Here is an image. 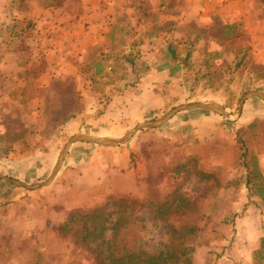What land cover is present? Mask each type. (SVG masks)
<instances>
[{
    "label": "rangeland",
    "instance_id": "1",
    "mask_svg": "<svg viewBox=\"0 0 264 264\" xmlns=\"http://www.w3.org/2000/svg\"><path fill=\"white\" fill-rule=\"evenodd\" d=\"M57 2L0 0V174L25 185L45 181L55 166L62 147L74 136L66 132L64 125L55 126L52 109L47 107L53 103L57 88L49 85V73H43L51 71L57 62L46 56V47L51 46L48 38L53 37L57 28L53 26L46 29L45 23L41 21V16L44 15L41 8ZM189 2L203 5L200 12H186V15H182L180 11L168 8L172 3ZM160 5V32H163L162 35H171V44L176 49L175 59L167 64L175 71L181 68L186 71V78L190 81L187 89L190 91L177 92L172 104L153 111L151 116L141 122L127 123L128 127L122 130L120 136L139 123L158 119L185 103L202 102L216 109L221 107L229 113L228 117L232 119L230 121H235L238 102L247 92H236L237 84L243 83L242 86L249 90L250 74L254 72L262 75L260 66L253 71L245 69L254 65L257 60H264V0H160ZM33 8L36 9L32 10ZM146 18L147 16L144 17ZM147 25L141 32L147 34L152 29V26ZM189 40H193L191 45H185L184 42ZM218 44H229L226 49L241 44V52H246L241 64L246 66L245 69L240 70V66L232 78L229 76L231 82L226 86L222 83V75L226 72V69L222 70L223 62L226 63L232 56L222 62V56L216 50ZM54 46L53 44L52 47ZM190 49L193 50L187 63H194L191 70L188 64L183 63L185 54ZM198 75L203 76L198 78ZM64 79L63 93L59 97L62 107L58 112L59 119L67 120L76 116V78ZM42 84L49 85L48 92L41 89ZM261 87L253 89L262 92ZM58 94L60 95L59 92ZM213 95L217 97L216 101L210 100ZM227 104L232 107L225 108ZM101 110L102 108H97V111ZM184 111L189 112L179 111L158 127L140 129L129 142L119 145H127L125 147L132 151L138 140L157 143L149 145L151 149L141 147L138 154L130 155V171H116L109 165L111 158L108 155L94 153L96 149H110L113 146L76 142L68 152L73 159L70 162L74 163L73 168L68 170L69 166H66L60 172L61 166L53 181L46 186L26 189L0 178V204L6 199V191H9H4L5 188H11L16 199V203L9 207L1 206L0 215L8 218L17 214L11 220L6 219L4 225L0 221V228L3 226L8 229L9 223L17 225L13 239L15 249L10 252L7 248L4 249L5 252L0 251V262L100 264L99 260H94L90 248L108 252L112 247L109 235L113 226H123L119 230L128 240V250L137 248L155 254L164 250L173 251L176 254V264H195L200 258L203 262V258L207 259V254L220 252L213 264H233L236 259L237 262L244 261L231 248L234 246V236L227 231L231 228L230 223L225 224L223 220L230 217V212L241 211L243 208V212H247L249 216L247 220L244 219L246 221L243 224H239L241 229L254 225V215H258L261 220V225L258 220L255 226L264 228V186H252L253 194L251 197L247 194L248 198H255L256 203H228L226 200L233 199L234 187L223 188L213 177L203 175V171H200L204 163L202 157L200 159L195 152L186 155L179 145L177 148H169L167 141L157 140L158 137L147 133L160 131L167 135L173 131L179 132L174 119H185L188 114L199 110ZM169 120L171 121L168 122ZM226 125L228 128L232 127ZM234 129H230V132L235 131ZM82 132L92 130L85 125ZM90 134H102L111 138L115 136L108 132ZM243 137L248 144L251 143L252 136ZM235 141L237 142L236 132ZM14 145L17 147L10 156H4L8 151L3 150ZM53 149L56 151L54 158L46 157V153ZM248 161L250 165L256 166L255 156H250ZM72 170L76 173H71ZM214 171L217 170L214 168ZM78 173L81 176L84 173V176L81 178V185L76 188ZM98 175L101 178H97ZM229 175L225 173L224 178L227 179ZM253 180L257 181V176H253ZM60 185L72 187L60 191ZM77 198L81 202H87L67 209L72 202L75 204L78 201ZM79 211L82 213H78ZM91 211L94 212L93 216ZM238 215L237 213L236 216ZM85 222L87 225L92 224L88 226L86 242H82L78 235H81ZM19 231H23L22 237L30 240L20 242ZM137 239L140 242L135 244ZM244 242L251 244L248 238H244ZM185 258H188L187 262L184 261Z\"/></svg>",
    "mask_w": 264,
    "mask_h": 264
},
{
    "label": "crops",
    "instance_id": "2",
    "mask_svg": "<svg viewBox=\"0 0 264 264\" xmlns=\"http://www.w3.org/2000/svg\"><path fill=\"white\" fill-rule=\"evenodd\" d=\"M57 1V4L49 3L41 8V13L44 14L41 16V21L43 24L45 23L46 29L53 26L57 28L53 37L48 38V43L51 46L46 47V56H50V59L56 60L57 63L51 71L48 70L43 73L44 75L49 73L51 76L49 85L51 84V87L54 85L57 88L53 103L47 105L48 108L52 109L55 126L64 125L66 132L73 135L108 132L115 135L112 138H116L122 134V130L128 127L127 123L141 122L146 117L151 116L153 111L172 104L177 97L175 96L177 92L190 91L187 89L190 81L186 78V71L182 68L175 71L167 64L173 59L174 46L171 44V35L164 33V35L167 34L165 37L162 35L163 32H160V0H151L150 3L149 0ZM42 2L44 3V1ZM171 5L168 7L170 10L180 11L182 15H186V12H200L203 6L191 2L172 3ZM155 15H157L156 20ZM145 16H147L146 19H144ZM146 24L152 26L147 34L141 32L145 29ZM53 44L54 47H52ZM221 47L222 44H218L216 50L219 52ZM258 66H260L262 75H256L252 72L248 83L250 89L243 87V83H238L237 88H235L236 92L240 90L257 91L253 89L257 86H262V92H264V60L263 62L257 60L254 65L246 69V66H241L240 70L243 68V70L250 69L253 71ZM200 68L201 66L195 71L198 72ZM202 76L198 75V78ZM65 77L76 78V116L67 120L65 118L59 119L58 112L59 108L62 107V104L59 103V97L63 93L62 86ZM49 85L42 84L41 89L48 92ZM221 90L223 91L222 88ZM214 95L210 100L216 101L217 97ZM217 95H220L219 92ZM179 97L181 98V96ZM224 107L229 108L232 105L227 104ZM97 108H102V110L97 111ZM192 110L199 111L188 114L185 119H174L175 124H177L176 127L180 129L179 132L173 131L167 135L161 134L160 131L147 133L158 137L157 140L167 141L169 148H177L179 145L181 149L185 150L186 155L189 156L195 152L200 159L202 157L204 163H202L200 171H203V175L213 177L223 188H226L225 186L234 187L233 199L226 200V202L234 205L239 203L253 204L254 202L250 199L255 201V198H248L247 196L248 185H246L245 174L247 170L250 172L256 170L264 180V128L261 127H264V100L257 95L245 98L239 114L234 118L235 121H230L232 119L228 117L229 113L220 115L206 109ZM226 124L232 125L229 128L232 130L234 127L235 131L230 132ZM85 125H88L92 132H82ZM238 129L242 130V135L252 136L250 144L246 140L244 143L247 147V162L250 156H255L257 159L256 166L249 163L247 166L243 164L241 150L235 141V132ZM90 135L109 137L102 134ZM132 138L133 136L129 140ZM242 138L245 139L243 136ZM135 142L136 145L132 147V151L125 147L127 145H123L124 147L118 145L110 149H96L94 153L108 155L111 158L109 165L114 167L116 171H130V155L138 154L141 147L147 146L151 149L149 145L153 144L143 140ZM84 144L91 145L89 143ZM156 144L154 142L153 145ZM208 146L211 150H208ZM16 147L14 145L12 148H8V152L4 156H10ZM88 148L86 147V149ZM215 149L216 153H214ZM69 150L71 151V146ZM55 154L56 151L53 149L45 156L53 159ZM72 160L67 153L60 172L64 171L66 166H69L67 169L71 170L74 165V163H70ZM214 168L217 171H214ZM225 173L230 174L227 179L224 178ZM77 176L76 188L81 185V178H83L84 173L82 176L78 173ZM97 178H101V176L98 175ZM71 187L60 185L59 190L66 191L67 188ZM5 190L8 189L5 188ZM79 199L75 204L72 202L68 207L66 204L67 209L75 208L76 205L80 206L81 203L87 202L86 200L81 202ZM62 202L65 203V201ZM243 211L242 208L241 211L230 212V215L235 213V231L231 232L234 236V246L231 248L239 254L240 260L244 259V261L237 262V257H235L236 261L233 264H264V228L255 226L256 221L260 219H258V215L251 212L254 215V225L251 226L250 224L249 228L241 229L239 224H243L249 216L247 212ZM237 213L238 216H236ZM13 216L6 218L4 215H0V221L5 223L6 219L11 220L17 214ZM227 231L229 232L228 229ZM227 238L230 239L229 236ZM244 238H248L251 244H246ZM206 256L207 259L203 258L205 259L203 262L200 258L195 264H213L216 261L212 263L211 254ZM5 262L1 261L0 264H5ZM6 263L11 264L10 261Z\"/></svg>",
    "mask_w": 264,
    "mask_h": 264
},
{
    "label": "trees",
    "instance_id": "3",
    "mask_svg": "<svg viewBox=\"0 0 264 264\" xmlns=\"http://www.w3.org/2000/svg\"><path fill=\"white\" fill-rule=\"evenodd\" d=\"M193 41V40H192ZM191 40H189L187 43L186 41L184 42V44H190L192 43ZM232 42H234V39H232ZM231 43V42H230ZM191 45V44H190ZM229 45V44H227ZM227 45L222 46L221 50L218 52L220 56H222V62L223 59L225 58H229L230 56L231 59L227 60L226 63L223 62L224 66H223V70L226 69L225 74L222 75L223 79H222V83L224 86L228 85L231 82V78L233 76V73L235 71H237V69L241 66V64L243 63V60L245 58L246 52L242 51L241 52V44H237L234 47H231L230 49H226ZM192 50L190 49L186 54L185 57L183 59V63H185L186 65L188 64L190 67V70L194 67V63L191 61L189 63L188 62V58L191 57L190 55L192 54ZM230 52V53H229ZM228 54V55H227ZM176 56V49L174 48V51L172 52V58L175 59ZM227 74V75H226ZM231 75V78L229 77ZM243 132L241 129L236 130V136H237V143H238V147L241 150V158L243 160V164L244 166L248 165L247 162V147L245 146V139L242 138ZM10 148V146H9ZM1 147H0V154H1ZM4 152H7V150H3ZM246 185H248L247 190H248V195L251 197V195L253 194L252 190V186H264V180L261 176L260 173H258L256 170H252V172L248 171L246 172ZM253 176H257V181L253 180ZM3 184L5 182H2ZM250 185V186H249ZM227 188V186H225ZM9 191H6V195L9 196H4L5 201L3 203L0 204L1 206L4 207H9L11 204L16 203V200L13 199L14 194L11 193V188H8ZM252 202L256 203V201L250 199ZM92 212V211H91ZM78 213H82L81 211H79ZM84 214V213H83ZM87 215V214H85ZM88 215L90 216V213H88ZM94 215V212H92V216ZM234 222H235V213L231 214L230 217L226 218L223 220V223L228 224L230 223L231 228L229 229L230 232H234L235 228H234ZM6 223V222H5ZM92 224V222L90 223V225ZM4 225V223H3ZM7 225V224H5ZM90 225H87L86 222L82 225V233L81 235H78V238L81 239L82 242H86V239L88 237V229ZM115 225V224H114ZM1 226V224H0ZM123 228V226L119 227V226H113L110 228V240H112V244L110 246H112L110 248V250H108V252H103L102 250H97L96 248H90V253L94 254V260H99L98 262H100V264H167L168 262H170L171 264H176L174 262V260L176 259V254L173 251H169V250H164V251H159L158 253H152L149 252L147 250H141V249H132V250H128L126 248V244H127V239L124 237V233L121 232V229ZM17 229V225L15 223L10 224L8 226V229L4 228L2 226V228H0V251L5 252V248H7L10 251L14 250V245L15 243H13V239H14V234H15V230ZM13 230V232H12ZM22 232H18V236H19V241L22 243H26L27 239L28 241L30 240V238H24L22 237ZM135 238H137L135 236ZM138 242H140V240H135V244H137ZM97 253V254H96ZM220 253L214 254L212 255V263L216 260V258H218L220 256ZM185 262L188 261V258L184 259Z\"/></svg>",
    "mask_w": 264,
    "mask_h": 264
},
{
    "label": "water",
    "instance_id": "4",
    "mask_svg": "<svg viewBox=\"0 0 264 264\" xmlns=\"http://www.w3.org/2000/svg\"><path fill=\"white\" fill-rule=\"evenodd\" d=\"M251 95H257L264 100V93H262V92L250 91V92L245 93L238 102V109L236 111L237 115L240 112L241 106H242L245 98H247L248 96H251ZM189 109H206V110L218 111L219 113L226 114V112L221 107L216 109V108L211 107L210 105L202 103V102L185 103V104L174 107L173 109H171L165 115H163L162 117H160L158 119L151 120L148 122L139 123L134 129L127 131L125 134H123L120 137L110 138V137L95 136V135H90V134H76V135H74L73 137L68 139L67 142L62 147V149H61V151L57 157V161H56L55 166L53 167V169H52L50 175L47 177V179L43 182L35 183L32 185H25L20 181L11 179V178L6 177V176L1 175V174H0V178L3 180L9 181L11 183H14L17 186L25 187L26 189H35V188H39L42 186H46V185L50 184L51 181H53V179L57 175L58 171L60 170V168L63 164L64 158H65L66 154L68 153L70 146L73 143L83 142V143H89V144L101 145V146L122 145V144L126 143L127 141H129V139L138 130L144 129V128L158 127V126L162 125L163 123H165L175 113H177L179 111L189 110Z\"/></svg>",
    "mask_w": 264,
    "mask_h": 264
},
{
    "label": "bare ground",
    "instance_id": "5",
    "mask_svg": "<svg viewBox=\"0 0 264 264\" xmlns=\"http://www.w3.org/2000/svg\"><path fill=\"white\" fill-rule=\"evenodd\" d=\"M211 106V105H210ZM212 107V106H211Z\"/></svg>",
    "mask_w": 264,
    "mask_h": 264
}]
</instances>
